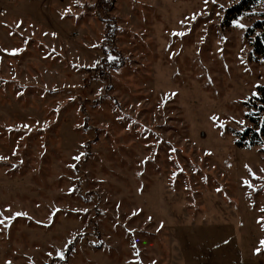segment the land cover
<instances>
[{
    "label": "rangeland",
    "instance_id": "1",
    "mask_svg": "<svg viewBox=\"0 0 264 264\" xmlns=\"http://www.w3.org/2000/svg\"><path fill=\"white\" fill-rule=\"evenodd\" d=\"M240 2L113 0L107 71L98 0H0V264H264Z\"/></svg>",
    "mask_w": 264,
    "mask_h": 264
},
{
    "label": "trees",
    "instance_id": "2",
    "mask_svg": "<svg viewBox=\"0 0 264 264\" xmlns=\"http://www.w3.org/2000/svg\"><path fill=\"white\" fill-rule=\"evenodd\" d=\"M254 1L255 0H241L240 4L238 3L227 9L225 13V22L229 23L241 16L243 12L247 11L253 5ZM112 5L113 0H98L96 8L99 20L104 25L102 46L107 58L110 57L109 62L105 64V69L107 71L119 70L124 66V59L119 57L114 48L117 27L114 18L110 15ZM255 31L260 32L255 35V38L251 42V47L253 53L264 59V19L256 22L250 27L246 32V37H250ZM105 79H107V77ZM258 92V96L254 97L251 103H246L249 109L248 117L251 127L237 134V145L240 147L258 146L261 147L262 152H264V88L259 87Z\"/></svg>",
    "mask_w": 264,
    "mask_h": 264
},
{
    "label": "snow or ice",
    "instance_id": "3",
    "mask_svg": "<svg viewBox=\"0 0 264 264\" xmlns=\"http://www.w3.org/2000/svg\"><path fill=\"white\" fill-rule=\"evenodd\" d=\"M208 0H205V3L207 4ZM213 3H215V0H213ZM237 27H240V28H244L245 25L243 24H240L238 21H234L233 22ZM77 159H79V157H77ZM262 211H264V209H262ZM15 215H21V213H16ZM26 215V214H24ZM261 245L264 246V241H261ZM256 251H260V249L258 248Z\"/></svg>",
    "mask_w": 264,
    "mask_h": 264
}]
</instances>
